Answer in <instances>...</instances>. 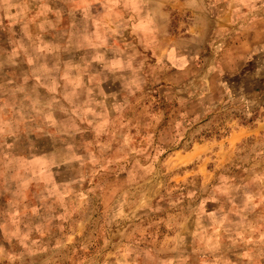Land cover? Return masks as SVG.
Listing matches in <instances>:
<instances>
[{
    "label": "rangeland",
    "instance_id": "rangeland-1",
    "mask_svg": "<svg viewBox=\"0 0 264 264\" xmlns=\"http://www.w3.org/2000/svg\"><path fill=\"white\" fill-rule=\"evenodd\" d=\"M0 264H264V0H0Z\"/></svg>",
    "mask_w": 264,
    "mask_h": 264
}]
</instances>
